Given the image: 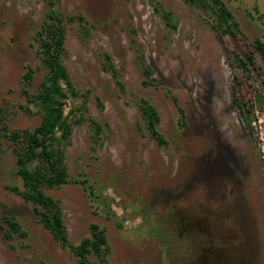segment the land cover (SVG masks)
Here are the masks:
<instances>
[{
	"label": "rangeland",
	"instance_id": "obj_1",
	"mask_svg": "<svg viewBox=\"0 0 264 264\" xmlns=\"http://www.w3.org/2000/svg\"><path fill=\"white\" fill-rule=\"evenodd\" d=\"M224 1L236 35L184 0H59L64 14L84 19L67 21L62 50L74 88L64 99L69 180L45 192L60 202L69 243L90 236L92 222L104 229L107 248L87 254L92 264H202L206 243L224 245L233 264H264V62L257 55L242 72L234 52L264 39V0ZM45 9V0H0V264H81L11 188L22 183L10 131L42 116L31 99L46 72L36 38ZM235 75L254 103L245 114L232 103ZM141 96L158 110L164 144L141 117ZM93 121L103 127L96 140ZM203 216L215 241L200 229L180 235L185 220ZM8 218L25 234L9 235Z\"/></svg>",
	"mask_w": 264,
	"mask_h": 264
},
{
	"label": "trees",
	"instance_id": "obj_2",
	"mask_svg": "<svg viewBox=\"0 0 264 264\" xmlns=\"http://www.w3.org/2000/svg\"><path fill=\"white\" fill-rule=\"evenodd\" d=\"M194 4L205 13L210 15L211 25L220 33L236 35L239 32L238 23L231 9L226 5L224 0H184ZM46 9L37 31L36 38L39 41V51L42 61L45 65L46 72L41 80L40 89L33 95L32 101L41 108L42 116L40 122L32 127H24L21 130L14 129L10 131V137L19 145L16 152V169L15 173L19 176L22 188L13 185L11 188L17 191L23 199L33 205L37 219L47 228L52 237L62 245H69L79 256L81 264H92L87 257L88 253L98 254L103 248H107V236L102 227L96 222L90 224V236L83 238L78 245L69 243L67 229L62 217V207L58 199L45 192L46 187H54L69 180L67 166L64 162L65 146L69 143L72 130V123L69 120V114L64 112V99L68 96V91H74L72 81L66 65L62 59V50L66 37L67 21H73L76 17L83 20L84 16L66 15L58 7L59 0H45ZM164 17L174 26L171 21V11H166ZM235 52L238 67L242 72L249 71V64H256V56L259 55L264 62V39L256 37L248 44L246 55L242 56ZM106 56L110 59L108 53ZM106 70L117 74V69L113 64L104 65ZM149 72L147 67H142V73ZM25 77H31V71H25ZM262 92L264 96V73L262 74ZM118 81V80H117ZM121 83L120 81H118ZM144 84L150 83L149 80H143ZM244 80L237 75L231 85L232 103L245 114L246 111L254 110V103L251 98L244 100L240 90L243 87ZM242 86V87H241ZM179 110V125L184 124V111L176 97H173ZM138 108L141 117L146 123L147 129L151 136L156 139L158 144H164L167 139L158 129L157 123L160 115L156 107L143 96L138 100ZM0 116V121H1ZM94 122V134L96 138L103 131V127L98 121ZM209 218H192L185 220L187 224L183 226L180 235L187 230L189 237L198 232L207 236L212 241L211 228H209ZM9 227L7 233L10 235L14 231H20L21 225L17 219L8 218ZM196 227V228H195ZM209 228V229H208ZM193 229H197L194 232ZM183 236V235H182ZM215 241V240H214ZM218 242V241H217ZM206 243V242H205ZM204 243V244H205ZM216 246V247H215ZM210 247L206 243L207 250L199 248L202 264H233V255H227L226 247L217 243ZM223 246V247H221ZM206 252V253H205ZM205 253V255H201ZM205 256V257H204Z\"/></svg>",
	"mask_w": 264,
	"mask_h": 264
}]
</instances>
